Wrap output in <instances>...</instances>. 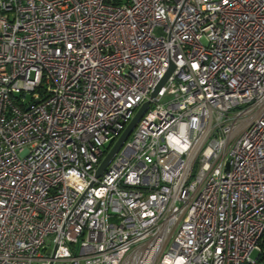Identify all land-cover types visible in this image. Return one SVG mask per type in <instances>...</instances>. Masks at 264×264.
Listing matches in <instances>:
<instances>
[{
    "label": "built area",
    "instance_id": "obj_1",
    "mask_svg": "<svg viewBox=\"0 0 264 264\" xmlns=\"http://www.w3.org/2000/svg\"><path fill=\"white\" fill-rule=\"evenodd\" d=\"M263 240L264 0H0V264H258Z\"/></svg>",
    "mask_w": 264,
    "mask_h": 264
},
{
    "label": "water",
    "instance_id": "obj_2",
    "mask_svg": "<svg viewBox=\"0 0 264 264\" xmlns=\"http://www.w3.org/2000/svg\"><path fill=\"white\" fill-rule=\"evenodd\" d=\"M173 66L171 65L168 69L165 76L161 79L155 90L151 93V97H154L159 90L160 86L164 83L169 73L172 71ZM149 105V101H145L140 108L135 112L133 118L130 120L128 125L125 127L123 132L120 134V136L117 138V140L114 142L113 146L110 148V150L107 152V154L104 156L102 161L100 162L99 166L97 167V170L95 172L96 177H99L108 163L110 162L113 155L118 152L122 144L127 140V138L130 136L133 128L136 126L137 122L140 120L144 112L146 111L147 107Z\"/></svg>",
    "mask_w": 264,
    "mask_h": 264
},
{
    "label": "rangeland",
    "instance_id": "obj_3",
    "mask_svg": "<svg viewBox=\"0 0 264 264\" xmlns=\"http://www.w3.org/2000/svg\"><path fill=\"white\" fill-rule=\"evenodd\" d=\"M51 251H52V247L49 246V249L47 250L46 254H50ZM257 255H258L257 251H253V252H251V254H250V256H251L252 258H254V259L256 258ZM260 263H261V261L259 260L258 264H260Z\"/></svg>",
    "mask_w": 264,
    "mask_h": 264
},
{
    "label": "trees",
    "instance_id": "obj_4",
    "mask_svg": "<svg viewBox=\"0 0 264 264\" xmlns=\"http://www.w3.org/2000/svg\"><path fill=\"white\" fill-rule=\"evenodd\" d=\"M261 247H262V253H261V255L259 256V260L261 261L260 264H264V240H263L262 243H261Z\"/></svg>",
    "mask_w": 264,
    "mask_h": 264
}]
</instances>
